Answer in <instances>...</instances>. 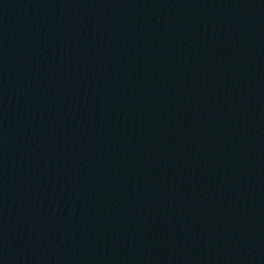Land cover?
Returning <instances> with one entry per match:
<instances>
[{
	"label": "water",
	"instance_id": "95a60500",
	"mask_svg": "<svg viewBox=\"0 0 264 264\" xmlns=\"http://www.w3.org/2000/svg\"><path fill=\"white\" fill-rule=\"evenodd\" d=\"M0 264H264V0H0Z\"/></svg>",
	"mask_w": 264,
	"mask_h": 264
}]
</instances>
